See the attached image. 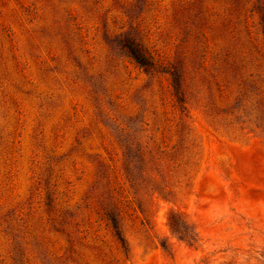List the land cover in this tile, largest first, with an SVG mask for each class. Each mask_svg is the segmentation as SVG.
<instances>
[{
  "label": "rangeland",
  "instance_id": "rangeland-1",
  "mask_svg": "<svg viewBox=\"0 0 264 264\" xmlns=\"http://www.w3.org/2000/svg\"><path fill=\"white\" fill-rule=\"evenodd\" d=\"M261 10L0 0V264H264Z\"/></svg>",
  "mask_w": 264,
  "mask_h": 264
},
{
  "label": "trees",
  "instance_id": "trees-1",
  "mask_svg": "<svg viewBox=\"0 0 264 264\" xmlns=\"http://www.w3.org/2000/svg\"><path fill=\"white\" fill-rule=\"evenodd\" d=\"M260 17H261V23L263 26L264 31V11H260ZM124 49L126 50L127 54L134 59V61L142 68H144L147 71H155L157 69H161L165 72H168L170 74V77L172 79V86L174 89L175 94L177 95V99L179 101H182L181 97L179 96L180 89H181V82L180 77L177 72V70L174 67H164L159 62H157L153 56L149 53V51L140 43V42H132V43H126L123 45ZM129 163L131 160H128ZM127 176L129 178V181L133 185L134 183V177L130 171V169L127 167L126 169ZM48 204V203H47ZM103 212L106 220L108 221V225L111 227L112 232L119 243L122 252L125 256L129 255V245L127 242V239L123 232V227L121 224L120 219V213L121 210L118 206V203L116 201H112L110 205H105L103 207ZM182 239H185L184 236L181 237Z\"/></svg>",
  "mask_w": 264,
  "mask_h": 264
}]
</instances>
